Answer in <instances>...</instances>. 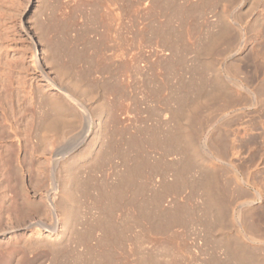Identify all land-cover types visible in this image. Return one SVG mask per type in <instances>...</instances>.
<instances>
[{"label":"rangeland","instance_id":"obj_1","mask_svg":"<svg viewBox=\"0 0 264 264\" xmlns=\"http://www.w3.org/2000/svg\"><path fill=\"white\" fill-rule=\"evenodd\" d=\"M0 120V264H264V0H0Z\"/></svg>","mask_w":264,"mask_h":264},{"label":"bare ground","instance_id":"obj_2","mask_svg":"<svg viewBox=\"0 0 264 264\" xmlns=\"http://www.w3.org/2000/svg\"><path fill=\"white\" fill-rule=\"evenodd\" d=\"M28 34H30L29 32H28ZM30 37H31V34H30ZM33 55H35V59H36V64H37V66L39 67L38 69H39V71H40V74L42 75V78H44V79H46L50 84H54L55 85V82L54 81H52V78L47 74V72L43 69V68H41L42 67V64H41V61H40V59L37 57V53L36 54H33ZM66 94V93H65ZM68 94V93H67ZM64 97L65 98H63V99H65L66 101H68L70 104H75L74 103V98L73 97H71V98H68V97H66L65 95H64ZM5 101H7V100H5ZM20 101V100H19ZM24 101V100H23ZM56 101V100H55ZM54 101V102H55ZM4 102V101H3ZM25 102V101H24ZM53 102V101H52ZM67 102V103H68ZM76 102V101H75ZM5 104H6V102H4ZM26 103V102H25ZM56 103V102H55ZM54 103V104H55ZM77 103V102H76ZM60 105V104H59ZM79 105L80 106H82L80 103H79ZM71 106V105H70ZM62 108V107H61ZM71 108V107H70ZM74 108H76V106L74 105ZM77 108H79V107H77ZM85 109V108H84ZM83 109V113H85V111L86 110H84ZM54 110H55V114H56V117L57 118H60V120H61V117H59V116H61L62 114H60V111L58 110V108H57V106L55 105V107H54ZM72 110V109H71ZM75 110L76 109H74V112H75ZM79 110H80V108H79ZM5 111V110H4ZM68 112V111H67ZM73 112V111H72ZM87 112V111H86ZM66 113V112H65ZM7 114V113H6ZM67 114V113H66ZM77 114V113H76ZM75 114V115H76ZM72 116H74L75 117V115H74V113H72L71 114ZM85 115V114H84ZM5 116V115H4ZM8 116V115H7ZM83 116V115H82ZM1 117H3V116H1ZM9 117V116H8ZM51 118V117H50ZM67 118V119H66ZM3 119H5V117L3 118ZM2 119V120H3ZM7 119H9V118H7ZM7 119H6V121H7ZM75 119V118H74ZM59 120V121H60ZM63 122L65 121V124L66 125H62L63 126V128L66 126L67 127V129H69V130H71V129H73L74 127V125L76 124L75 122H74V120H72V119H69V117L67 116H64L63 117ZM61 120V121H62ZM72 120V121H71ZM76 120V119H75ZM1 121V120H0ZM3 121H5V120H3ZM5 121V122H6ZM55 121V120H54ZM56 121H58L57 119H56ZM55 121V122H56ZM62 122V123H63ZM49 123V122H48ZM81 123V122H80ZM2 124V123H1ZM61 126V127H62ZM1 128H2V126H1ZM64 131L62 132V134H61V136H64V137H66L65 135H68L67 134V130H66V128L65 129H63ZM76 130V129H75ZM72 131V130H71ZM5 133H6V131H5ZM1 136V135H0ZM7 137V136H6ZM64 137H62V138H64ZM61 138V139H62ZM6 141V140H5ZM10 142H12V141H10ZM7 143V142H6ZM6 143H4L5 145H6ZM8 144V143H7ZM10 144V145H9ZM6 147H7V151H8V149L9 148H11L10 146H13V144H11V143H9ZM79 148H80V144H77V145H75V146H73V147H71V148H69V150H67V151H64V153H63V156L64 157H74V155H77L76 153L79 151ZM92 148H93V146H92ZM6 149V148H5ZM32 149H34V148H32ZM13 150V149H12ZM28 150V149H27ZM63 151V148H58V149H56V151L54 152V154L56 153H59L60 151ZM1 151V150H0ZM4 151V150H3ZM30 151V150H29ZM5 152V151H4ZM8 152H10V151H8ZM13 152V151H12ZM31 152V151H30ZM8 154V153H7ZM13 154H14V152H13ZM12 154V155H13ZM10 156H11V154H10ZM55 162V164H57L56 162V160L54 161ZM10 163V162H9ZM1 164V163H0ZM58 187H59V185H58V183L56 182V180H55V178H53V181H52V189L51 190H53L54 192H57V190H58ZM50 204H52V202L50 203ZM53 205V204H52ZM7 208V207H6ZM8 210V209H7ZM32 224V226H33V228H34V230H35V232H38V233H40V231L41 230H48V232H50V233H54L56 230H57V227L56 226H52V225H48V224H45V223H43L42 221H40V220H37V221H35V222H33V223H31ZM39 242H44L45 241V238H43V236H42V238L41 239H39L38 240ZM30 242V241H29ZM11 244V243H10ZM12 246V245H11ZM23 252H24V254L25 255H27L26 253L29 251L30 252V250L29 249H27L26 247H25V249L23 248ZM39 257V256H38Z\"/></svg>","mask_w":264,"mask_h":264}]
</instances>
